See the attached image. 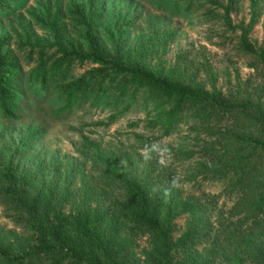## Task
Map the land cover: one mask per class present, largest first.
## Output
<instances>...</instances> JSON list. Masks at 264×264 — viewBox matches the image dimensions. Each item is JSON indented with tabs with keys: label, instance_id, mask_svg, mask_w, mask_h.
I'll return each instance as SVG.
<instances>
[{
	"label": "trees",
	"instance_id": "1",
	"mask_svg": "<svg viewBox=\"0 0 264 264\" xmlns=\"http://www.w3.org/2000/svg\"><path fill=\"white\" fill-rule=\"evenodd\" d=\"M237 1L227 0L223 6L224 20L232 27L230 10ZM249 1L252 26L258 22L260 0ZM85 7L71 0L68 9L85 28L81 43H62L56 17L50 24L60 55L45 57L42 45L32 43L40 46L33 78L44 85L52 77H64L61 70L74 61L91 62L96 66L58 83L63 106L112 91L116 97L135 99L144 90L161 112L154 122L163 126V134L180 112L190 111L204 125L199 128L205 127L195 132L206 136L198 161L200 174L225 179L236 198L225 214L219 212L212 220L211 201L171 188L163 175H153L150 164L122 170L99 145L89 143L95 153L93 164L101 169L100 182H88L83 175L76 190L64 187L58 192L52 185L44 189L33 184L19 188L14 182L4 188V207L14 215L15 228L0 229V264H264V20L258 48L248 40L247 29L237 26L242 30L241 51L252 58L250 65L263 83L232 98L217 89L209 65L206 89L184 71L150 69L142 51L128 55L117 46L113 55L107 54L91 33L96 0H85ZM16 68L9 38L0 34V109L11 119L17 117L10 83ZM33 135L27 132V138ZM176 155L189 160L195 150L179 148ZM6 176L13 180L10 170ZM168 188L171 193L165 196ZM178 219H183V231L175 237Z\"/></svg>",
	"mask_w": 264,
	"mask_h": 264
},
{
	"label": "rangeland",
	"instance_id": "2",
	"mask_svg": "<svg viewBox=\"0 0 264 264\" xmlns=\"http://www.w3.org/2000/svg\"><path fill=\"white\" fill-rule=\"evenodd\" d=\"M70 1L0 0V34L9 38L17 63L10 76L17 117L8 118L0 109L1 231L15 228V217L5 209L2 198L10 182L19 188L24 184L44 189L52 185L58 192L64 187L76 190L83 175L88 182H100L101 169L93 164L95 153L89 143L99 145L104 156L122 170L150 164L153 175H163L166 184L176 179V189L214 204L212 220L219 212L225 214L236 195L229 191L225 179L200 174L198 161L202 160L200 149L206 136L195 132L205 127L200 129L204 125L190 111L180 112L172 128L163 134V126L154 122L161 112L144 90H139L135 99L116 97L112 91L99 98L89 94L63 106L58 83L96 66L91 62L74 61L61 70L64 77H52L44 85L33 78L40 49L33 42L42 45L45 57L60 55L53 46L56 32L50 24L55 17L54 26L62 28L63 44L83 41L85 28L69 14ZM73 1L85 7V0ZM226 4L227 0H96L91 33L109 55L117 46L128 55L142 51L150 69L184 71L206 89L210 88L209 65L216 75L217 89L236 98L243 89L263 83L250 65L252 58L241 51L239 27L247 29V38L255 47L262 44L264 0L259 2L258 22L252 26L250 1L235 2L230 19L236 28L224 20ZM28 131L34 132L31 138H27ZM179 148H194V157L181 160L176 155ZM8 170L13 180L6 176ZM182 223L183 219L177 220L175 237L183 231Z\"/></svg>",
	"mask_w": 264,
	"mask_h": 264
},
{
	"label": "clouds",
	"instance_id": "3",
	"mask_svg": "<svg viewBox=\"0 0 264 264\" xmlns=\"http://www.w3.org/2000/svg\"><path fill=\"white\" fill-rule=\"evenodd\" d=\"M178 186H179V185H178L177 180H176V179H173L172 182H171V188H176V187H178ZM171 188H168V189H165V190H164V195H165V196L170 195V193H171Z\"/></svg>",
	"mask_w": 264,
	"mask_h": 264
}]
</instances>
